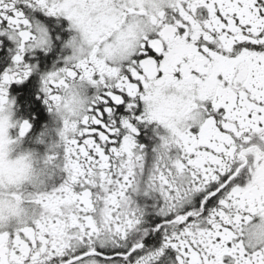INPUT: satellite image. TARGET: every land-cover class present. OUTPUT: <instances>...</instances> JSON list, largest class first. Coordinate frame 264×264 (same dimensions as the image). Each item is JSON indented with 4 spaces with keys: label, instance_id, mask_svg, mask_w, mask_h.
Wrapping results in <instances>:
<instances>
[{
    "label": "snow or ice",
    "instance_id": "snow-or-ice-1",
    "mask_svg": "<svg viewBox=\"0 0 264 264\" xmlns=\"http://www.w3.org/2000/svg\"><path fill=\"white\" fill-rule=\"evenodd\" d=\"M0 264H264V0H0Z\"/></svg>",
    "mask_w": 264,
    "mask_h": 264
}]
</instances>
